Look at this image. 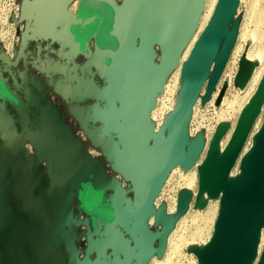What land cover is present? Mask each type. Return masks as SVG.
<instances>
[{"label": "water", "instance_id": "obj_1", "mask_svg": "<svg viewBox=\"0 0 264 264\" xmlns=\"http://www.w3.org/2000/svg\"><path fill=\"white\" fill-rule=\"evenodd\" d=\"M32 1L39 23L24 35L22 48L31 38L68 36L74 41L76 27L87 15L104 18L94 34L100 46L110 49L107 73L124 78L118 110L125 126L121 134L125 152L121 154L127 164L122 173L126 184L117 178L106 180L97 164L92 166L90 159L80 157L77 141L61 120H50L48 129L42 131L36 114L40 112L29 107L28 97L25 101L7 85L8 78L0 70L4 89L0 95L9 99L18 114L20 132L1 118L0 126L23 156L15 158L21 172L17 177L14 171L11 187L25 211L19 219L11 211L0 215V264H147L154 253L164 252L172 221L190 202V194L180 191L173 218H167L162 208L153 209V201L172 168L191 167L200 153L202 143L189 141L187 123L204 84L208 96L224 70L235 39L230 24L238 0L217 1L183 64L173 110L159 127L164 131L157 133L150 123V110L195 31L203 0H80L76 13L69 11L76 0ZM81 11L86 14L80 16ZM247 77L248 69L241 62L234 81L239 83ZM263 100L264 76L240 113L225 151L218 156L215 149L220 128L211 142L215 151L207 154L200 169L199 194L206 192L215 198L223 191L213 238L197 250L201 264H251L253 259L264 224V127L252 152L242 161L243 177L228 182L227 175ZM23 135L35 155L44 160V174L42 169L33 173L34 156ZM36 188L42 204L34 196ZM76 196L89 217L75 216L72 204ZM152 215L153 224L161 225L155 232L147 224ZM79 225L85 226L84 233L80 232L86 238L84 248H78L81 234L75 226ZM259 264H264V252Z\"/></svg>", "mask_w": 264, "mask_h": 264}, {"label": "rangeland", "instance_id": "obj_2", "mask_svg": "<svg viewBox=\"0 0 264 264\" xmlns=\"http://www.w3.org/2000/svg\"><path fill=\"white\" fill-rule=\"evenodd\" d=\"M15 1L19 2L20 5L19 17L15 24L7 26L5 29L13 35L11 41L17 47L14 51L21 54L23 50L22 39L26 33L33 32L39 23V13L36 10V4L32 0H28L30 3L24 2L25 0ZM119 1L117 0V2ZM78 5V2L74 5L72 4L69 7V11L76 13ZM3 6L7 7V4L0 0V15L6 11ZM85 19L76 27L74 36L76 43L68 36L66 38L58 37L56 40L51 38L29 39L27 44L31 50L34 52L36 45H38L40 50L38 55L36 53L34 56L35 53H33V58H30L33 64L29 66L26 74L33 76V83L36 89L43 91L45 88L47 91L46 99L48 104L54 109L52 113L53 120H61L62 123L67 125L69 132L79 145L80 157L86 156L92 161V166L97 164L107 176L106 180H115L117 178L119 182L125 185L126 182L122 173L127 168V164L122 155L125 152V148L121 139L125 126L122 114L118 110L122 102L121 91L124 78L106 71L105 62L110 55V49L100 46L96 42L94 34V30L103 23V20L93 14L87 15ZM1 24L0 20V33L1 28L4 26ZM230 28L235 30V39L224 70L208 96L205 95L206 83L204 84L200 95L192 106L187 123L189 141L198 139L202 143L200 153L191 167L182 168L179 166L177 170L172 172L168 181L162 187V191L160 190L157 204L153 206V209L162 208L164 214L167 208L172 205V201L177 198L178 193L187 191L183 184L185 175L188 172H194L199 178L201 168L199 169L195 164L204 163L207 154L215 151L211 146V142L216 131L220 128L222 129V133L216 143L220 146H223L229 135L234 132L243 105L254 95L264 76V0H240ZM4 39L0 35V48L2 44L5 45ZM6 48L9 49L10 46L6 45ZM156 50L157 52L159 51L158 49ZM257 51H261L260 78L251 85L248 91L246 89H238L234 84L235 77L233 78L238 63L245 54H255ZM19 59L17 58V61ZM17 61L15 60L13 63L15 72H12L13 69L9 67L11 60L8 59L6 54L0 53L1 74L3 77H7L6 75L9 72L14 79L12 80L14 84L11 85L7 80V85L20 94L21 83L24 82L22 83L23 87H26L27 83L25 81L26 74L21 71L22 67L18 65L16 67ZM32 65L35 66L33 67ZM230 80L231 82L224 92L223 97L225 99L218 101L216 96L218 90L225 81ZM48 81H50V84ZM168 83L169 86L165 91L168 93L164 92L160 95L156 103L154 113L155 119L158 121L165 120L168 107L173 103L178 91L179 80L177 77H171ZM28 86L32 85L29 84ZM1 90L4 91L3 86L0 84ZM41 97L42 99L45 98L44 93ZM232 100L234 101L233 103ZM7 105L8 103L3 98L0 99V118L20 132L17 111L15 108L13 110L9 109ZM260 126L264 127V100L248 134L251 131L253 133ZM152 128H155V123ZM162 131L164 129L161 127L159 132ZM5 134L7 139L9 136L7 133ZM247 136L244 140L246 146L251 141L249 137L247 139ZM21 137H23L24 144L34 156L33 173H36L38 169H42L44 174V160H40L35 155L34 149L25 141L24 135ZM13 147L11 158L17 157L20 159L21 157L23 159L19 149L16 152L14 144ZM14 170L21 172L20 165V171H18L17 166L14 167ZM198 185L199 180L197 179L192 191H187L191 199L185 212L172 221L166 237L165 253L163 252L161 255L154 253L147 264H198L197 250L211 233L212 224L216 217L215 215H217V196L214 198L206 193L199 194ZM38 192L40 190L36 188L34 195ZM110 192H112L111 189L107 190L105 195L107 196ZM172 198L173 200H171ZM40 199L42 200V198ZM40 199L38 198L37 201L39 202ZM12 204H16V200H13ZM72 205L76 217L82 219L89 217L77 196L74 197ZM176 209L170 218L175 216ZM152 218L154 219L153 215ZM84 227V225L75 226L79 235L81 231L84 233ZM150 227L152 232L161 229V225L153 224V221ZM169 235L172 243H170V250H167ZM193 235H195L194 238H192ZM80 236L81 240L78 242L80 245L78 248H84L86 246V238L83 234ZM157 244L158 239L156 238L152 245L156 247ZM94 256L92 254L91 258L93 259Z\"/></svg>", "mask_w": 264, "mask_h": 264}, {"label": "bare ground", "instance_id": "obj_3", "mask_svg": "<svg viewBox=\"0 0 264 264\" xmlns=\"http://www.w3.org/2000/svg\"><path fill=\"white\" fill-rule=\"evenodd\" d=\"M217 1L218 0H203V9H202V11L200 13V16L198 18V23H197V26L195 28V31H194L193 35L191 36L190 40L188 41V43L186 44V46L183 48V50H182V52H181V54L179 56V59H178L176 65H175V67L172 69V71L170 72V74L167 76V78H166V80H165V82L163 84V87H162L161 91L156 96L155 104H154L153 108L150 110V114H149V118H150L151 125L153 126L154 123H155V128H153V132L154 133L158 132L159 127L162 125V123L164 121V120L163 121H158V120L155 119V113H154V111H155V108H156V103L158 102V99H159L160 95H162L166 91V89L168 88V86H169V83L168 82L170 81V78L171 77H175V78L177 77V79L179 80V86H180L181 70H182L183 64L185 63V61L189 57V55L191 53V50H192L195 42L197 41V39L199 38V36L201 35V33L203 32V30L207 26V24H208V22H209V20H210V18L212 16V13H213V11L215 9V6H216ZM239 2H240V0H238V3ZM260 61H261V51H257L255 54H253V53H247V54H245L242 57V59L238 63V67L236 69V72H234L233 78L236 76V74H237V72H238V70L240 68V63L241 62L246 64V67L248 69V77L246 79H243L239 83H236V82L234 83L237 86L238 89H241V90L246 89L248 91L249 88L251 87V85L259 80V78H260V72H261L260 71L261 68H259V66H261V64H260L261 62ZM263 68H264V66H263ZM230 82H231V80L230 81H225L223 83V85L221 86V88L218 90V93L216 94V96L218 97V101H222L223 99H225L223 97L224 96V92H225V90H227L228 85H229ZM179 86H178V89H179ZM165 93H168V92H165ZM168 100H169V98H168ZM175 100H176V96H175V98L173 100V103L169 107L167 106L168 107V110H167V115H166L165 120L171 114V112L173 110V107H174V104H175ZM250 100H248L246 102V104L243 105L241 111L247 107V105L249 104ZM233 102L234 101L232 100V103ZM217 112H218V110H217ZM154 120H155V122H154ZM262 128H263V126H260L253 133L251 131L248 134L247 139H248V137L250 138V140H251L250 141V144L248 146H246V144L244 143V145L242 146V149H240V151H239V153H238V155H237V157H236V159H235V161H234V163H233L230 171L228 172V175H227V181L228 182H235L239 178L243 177L242 161L244 160V158L247 155H249L252 152V150H253V148L255 146L256 137H257L258 133L262 130ZM232 134L233 133H231L229 135L228 140L225 142V144L223 146H220L219 144H216L215 149L217 151L218 156L222 155V153L225 151V149H226V147H227V145H228V143H229V141H230V139L232 137ZM195 165H197V167L200 169L202 167L203 163L200 162V163H196ZM178 168H179V165H177L174 168H172V170L169 172V174H168V176H167L164 184L168 181V178L170 177V175L172 174V172H174ZM184 179H185V181H184L183 184L186 187L187 191H189V192L192 191V187H193L195 181H197V179L199 180L198 175H195L194 172H188V174L185 175V178ZM164 184H163V186H164ZM161 191H162V189H161ZM204 193H206V192H204ZM222 193H223V191H220V193L217 196V202H216L217 203V209H216L217 210V212H216L217 215H218V211L220 209V199H221ZM157 198H158V196L154 199L153 206H155L157 204ZM171 200H173V198ZM176 207H177V198H175L172 201V205H170L167 208V210L165 211V216L167 218H170L172 216L173 212L175 211ZM217 215H215L216 217H215V219L213 221V224H212V231L209 234V236L207 237V239L203 242V244H202L201 247H203L204 245H206L213 238V234H214V231H215V222H216V219H217ZM208 216H209V214H208ZM150 218L153 221L152 216H150L149 219ZM147 224L149 226L148 221H147ZM194 237H195V235H193L192 238H194ZM170 243H172V242H171V238H170V235H169V242H168V245H167V250H170V245H171ZM201 247L199 249H201ZM263 252H264V224L260 227L259 232H258L257 243H256L255 252H254V256H253V259L251 261V264H259V261L261 259V256H262ZM198 264H201L199 258H198Z\"/></svg>", "mask_w": 264, "mask_h": 264}, {"label": "crops", "instance_id": "obj_4", "mask_svg": "<svg viewBox=\"0 0 264 264\" xmlns=\"http://www.w3.org/2000/svg\"><path fill=\"white\" fill-rule=\"evenodd\" d=\"M8 80V79H7ZM12 80H14L12 78ZM25 81L27 83L26 87L22 86V82L21 83V95L24 97L25 101H27V97H28V102H29V107L37 112L39 111L40 113H36L39 114L40 116V124H41V129L42 131H44V129H48L49 127V121L53 120L52 117V113H53V107L50 106L48 104V101L46 99V95H47V91L44 90H38L36 89V86L33 83L32 80V84L34 85L32 86H28L29 84L31 85V83L29 82L28 78L25 77ZM48 83L50 84V81H48ZM14 84V82L11 83V85ZM44 93L45 98L42 99V94ZM2 96L0 95V99ZM7 103H8V108L13 110V104L9 101V99H4ZM47 101V103H46ZM27 102V103H28ZM8 111V110H7ZM42 119H45V121H43ZM47 120V121H46ZM56 121H58V119H55ZM1 127V126H0ZM6 132L3 130V128H0V215H4L3 213L6 212V216L8 215L7 213H9V211H11L12 214H14L15 219H19L22 218L23 216H25V211L22 208V205L19 203V200L16 197V194L14 192V190L12 189V187H10V185L13 182L14 177H16L15 175V170L14 167L17 166L18 171L19 170V164L18 161L15 160V158L17 157H12L11 158V152L13 151L14 147L12 145V143L10 142V140L6 139ZM52 137L54 139H57V135H52ZM17 152V149H16ZM17 177L20 176V172H17ZM36 197V199H40V193H37L34 195ZM13 200H16V204H12ZM39 202L42 204V200L40 199ZM10 214V213H9ZM13 216V215H12Z\"/></svg>", "mask_w": 264, "mask_h": 264}, {"label": "flooded vegetation", "instance_id": "obj_5", "mask_svg": "<svg viewBox=\"0 0 264 264\" xmlns=\"http://www.w3.org/2000/svg\"><path fill=\"white\" fill-rule=\"evenodd\" d=\"M16 2V6L17 7H20V5H19V2H17V1H15ZM79 3V5H78V8H77V11H79V8H80V5H81V2H80V0H76L75 2H74V4L75 3ZM73 4V5H74ZM14 6H15V4H14ZM84 13L86 14V12L85 11H81L80 12V16H83L84 15ZM98 17H99V19H102V20H104V18H102V16L100 15V14H96ZM99 28H100V25L97 27V29L99 30ZM93 31V30H92ZM18 38V37H17ZM16 40V39H15ZM2 47L0 48V53L1 54H6L7 56H8V59L9 60H11V64H9V67H10V69H13V67H14V65H13V63L15 62V60L17 61V58H20L17 62V64H16V67H17V65L18 66H21L22 67V69H21V71H24L25 72V74L27 73V70H29V66H31V64H33V61L32 60H30V58H33V53H35L34 54V56L36 55V53H37V55H38V53H39V47H38V45H36V50L33 52L32 50H31V48H30V46H28V44L23 48V50H22V53L20 54L19 52L17 53L16 51H14V49H16L17 47H16V44L13 42V44H12V50L11 51H7L6 50V48H5V46L2 44L1 45ZM11 56V57H10ZM28 58V59H27ZM33 67L35 66V65H32ZM15 67V68H16ZM12 72H15L14 71V69L12 70ZM7 76V78H8V83H12L13 81H12V77H11V75L9 74V72H8V74L6 75ZM27 78H28V80H29V82L31 83V85L32 86H34L33 84H32V80H34L33 79V76H28V74H26L25 75ZM148 223H149V227H150V225H151V223H152V219L150 218L149 220H148Z\"/></svg>", "mask_w": 264, "mask_h": 264}, {"label": "built area", "instance_id": "obj_6", "mask_svg": "<svg viewBox=\"0 0 264 264\" xmlns=\"http://www.w3.org/2000/svg\"><path fill=\"white\" fill-rule=\"evenodd\" d=\"M3 2L5 4H7V7L6 6H3L5 8V12L0 15V20L2 22L1 25H4L2 28H1V33L0 35L5 38L4 39V43H5V48H6V45H9L10 48H6V50L9 52L12 50V38H13V35H11L10 32H8L5 27L7 26H10V25H13L15 24V22L17 21L18 17H19V10L20 8L17 7L16 5L14 6L15 4V0H3Z\"/></svg>", "mask_w": 264, "mask_h": 264}]
</instances>
